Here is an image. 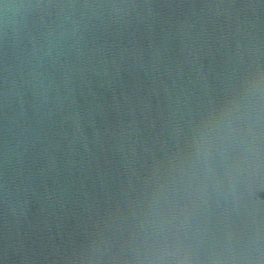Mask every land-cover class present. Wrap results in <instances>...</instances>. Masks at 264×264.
<instances>
[{
    "label": "water",
    "instance_id": "water-1",
    "mask_svg": "<svg viewBox=\"0 0 264 264\" xmlns=\"http://www.w3.org/2000/svg\"><path fill=\"white\" fill-rule=\"evenodd\" d=\"M0 264H264V0H0Z\"/></svg>",
    "mask_w": 264,
    "mask_h": 264
}]
</instances>
